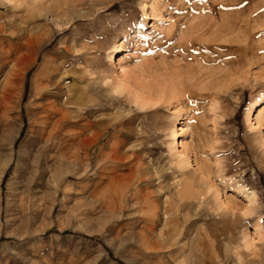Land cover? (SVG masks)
<instances>
[{
    "label": "rangeland",
    "instance_id": "1",
    "mask_svg": "<svg viewBox=\"0 0 264 264\" xmlns=\"http://www.w3.org/2000/svg\"><path fill=\"white\" fill-rule=\"evenodd\" d=\"M0 264H264V0H0Z\"/></svg>",
    "mask_w": 264,
    "mask_h": 264
},
{
    "label": "bare ground",
    "instance_id": "2",
    "mask_svg": "<svg viewBox=\"0 0 264 264\" xmlns=\"http://www.w3.org/2000/svg\"><path fill=\"white\" fill-rule=\"evenodd\" d=\"M38 40V39H37ZM39 43V42H38ZM38 43L36 44V46H38ZM216 50V49H215ZM36 48H35V50H34V53H33V56H32V61H34L35 59H36ZM45 60V63L44 64H42V65H47V59H44ZM51 61V60H50ZM43 63V62H42ZM29 64V63H28ZM42 67V66H41ZM43 69V68H42ZM51 71V70H50ZM41 73V72H40ZM43 73V72H42ZM41 75V74H40ZM40 75H39V77H40ZM45 75V74H44ZM55 75V74H54ZM47 76H49L48 74H47ZM192 76V75H191ZM190 76V77H191ZM38 77V78H39ZM47 79V78H46ZM50 79V78H49ZM42 80V79H41ZM179 80V79H178ZM177 80V81H178ZM9 81V80H8ZM53 81V80H52ZM180 82V81H179ZM10 83V82H9ZM46 84H47V82H46ZM57 84V83H56ZM181 84V83H180ZM119 87H120V85H119ZM118 86H117V88H119ZM181 89H179V91H180ZM183 90V89H182ZM180 94L182 95V96H184L185 95V98L187 99V100H196L197 99V94H195V92L194 91H190V90H185V91H183V92H180ZM181 96V97H182ZM183 98V97H182ZM179 99V98H178ZM181 99V98H180ZM45 102V101H44ZM60 108V107H59ZM58 110V109H57ZM60 114V113H59ZM40 116V115H39ZM64 118V117H63ZM61 119V118H60ZM56 128V127H55ZM93 128V127H92ZM53 130V129H52ZM51 130V131H52ZM84 130H85V128H84ZM99 133V132H98ZM96 134V135H93L88 141H89V144H92L93 142H95V140H96V137L99 135V134ZM95 134V133H94ZM49 138V137H48ZM89 152V151H88ZM177 155H178V153H177ZM89 156V155H88ZM91 156V155H90ZM89 156V157H90ZM180 158V157H179ZM185 159V158H184ZM184 159H180V161L182 162V161H184ZM90 166V165H89ZM125 176V175H124ZM99 177H101V175L99 176ZM121 177V176H120ZM141 177H142V175H141ZM132 180V179H131ZM97 182V181H96ZM98 183V182H97ZM127 187V186H126ZM96 191V190H95ZM121 193H122V191H121ZM98 196V195H97ZM246 197L247 198H249V196L248 195H246Z\"/></svg>",
    "mask_w": 264,
    "mask_h": 264
}]
</instances>
